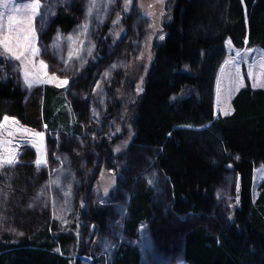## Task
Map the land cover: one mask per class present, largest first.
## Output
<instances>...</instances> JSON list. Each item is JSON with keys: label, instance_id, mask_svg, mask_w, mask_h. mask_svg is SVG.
<instances>
[{"label": "rangeland", "instance_id": "1", "mask_svg": "<svg viewBox=\"0 0 264 264\" xmlns=\"http://www.w3.org/2000/svg\"><path fill=\"white\" fill-rule=\"evenodd\" d=\"M29 2L32 0H15L17 7ZM40 2L39 14L27 22L35 30L32 42L39 49V55L29 56L27 62L32 86L25 83V67L20 61L0 55V67L14 76L27 99L36 93L41 100L44 87L54 88L70 113V129L50 131L44 124H23L9 115L0 120V124L5 118L8 120L0 128V141L10 142L0 144V159L17 158L14 166L0 168V243H4L5 237L28 236L44 221H50L74 232L72 248L84 252L74 257L79 264H113L122 245L139 250L140 264H187L179 232L165 245L156 243L150 222L140 224L135 238H127L123 232L129 183L137 176L155 193L154 214L159 213L160 220H167L166 214L171 210V186L156 168L155 159L143 150L131 152L128 148L135 136L132 109L143 91L154 58L153 44L165 37L161 24L168 21L174 0H94V7L93 0ZM60 11L75 19L68 32L53 26ZM12 15L15 17V12ZM8 24L6 16L0 18V25ZM225 47L226 57L216 76L215 116L230 111L227 102L241 82L248 81L246 76L254 88L264 84L260 75L264 71L261 68L264 49H238L229 39ZM65 80L67 84L61 83ZM75 104L80 108L75 110ZM39 119L42 120L41 108ZM74 127H79V131ZM9 132L14 135H8ZM33 133L42 134V140ZM37 149L40 157L46 159L39 168L35 163ZM117 157L123 158L121 168L116 164ZM142 162L145 166L140 165ZM22 174L30 179L32 188L25 191L26 199H17L14 183ZM262 181L264 166L257 164L253 188ZM234 185L233 176L228 175L215 193L217 216L222 214L226 220L237 202L232 194ZM98 209L106 211L101 229L94 220ZM166 222L172 224L170 220ZM159 224L165 226L163 221Z\"/></svg>", "mask_w": 264, "mask_h": 264}, {"label": "trees", "instance_id": "2", "mask_svg": "<svg viewBox=\"0 0 264 264\" xmlns=\"http://www.w3.org/2000/svg\"><path fill=\"white\" fill-rule=\"evenodd\" d=\"M174 2L163 25L165 37L153 44L154 58L132 109L135 136L128 148L148 153L167 178L171 210L166 215L172 224L154 214L155 193L137 176L129 183L124 235L135 238L140 224L150 222L158 245L175 239L177 232L182 235L187 264H264V181L257 198L252 193L254 168L264 166V90L252 89L246 81L231 102L232 113L214 115L216 76L226 57L225 41L231 40L238 49H264V0ZM74 24L75 19L62 11L53 21L64 32ZM3 68L0 120L9 115L23 124H44L50 131L70 129V113L54 88L44 87L41 100L36 93L27 99L14 76ZM115 161L121 168L123 158ZM228 175L235 180L232 194L237 202L226 220L222 214L217 216L215 193ZM26 176L22 174L14 183L17 199H26L25 191L32 188ZM105 216L102 209L94 213L100 229ZM74 241V232L44 221L28 236L5 237L0 243V264H79L74 257L84 252L72 248ZM113 264H140V252L122 245Z\"/></svg>", "mask_w": 264, "mask_h": 264}, {"label": "snow or ice", "instance_id": "3", "mask_svg": "<svg viewBox=\"0 0 264 264\" xmlns=\"http://www.w3.org/2000/svg\"><path fill=\"white\" fill-rule=\"evenodd\" d=\"M130 2V0H129ZM162 2V0H161ZM95 6V2L93 0L92 7ZM42 4L40 0H32V2L24 4L22 7H17L15 0H0V9H11V11H3L0 10V18L7 17L9 24L7 26L0 25V55H4L5 58L15 59L21 62V65L25 67V83L28 84L29 87L32 84L28 80L29 73L27 71V62L29 60V56H38L39 49L35 48L33 44V38L35 35L34 28H31L30 25L27 24L28 21L34 20L35 16L39 14V10L41 9ZM12 12H15L16 16L12 15ZM91 12V8L89 9V14ZM19 17V19H17ZM163 39V37H160ZM47 67L46 65L44 66ZM261 68L264 69V57L261 59ZM261 77H264V71L261 72ZM251 77V73H250ZM55 79V77H53ZM61 83L67 84V81H62ZM259 84V81H257ZM242 86V82H241ZM255 86V85H254ZM259 86L264 87V84H260ZM228 114V113H225ZM8 123L7 118L3 124H0V128H4ZM15 123V122H13ZM23 131V130H20ZM8 135H14L13 132L7 133ZM35 137H38L42 140V134L33 133ZM9 141H0V144H8ZM32 143V142H30ZM35 147V143H33ZM38 157L35 161L37 168L41 166V164L46 163V159H42L39 155V149H37ZM17 162L16 156L5 157L0 159V168L5 166H14Z\"/></svg>", "mask_w": 264, "mask_h": 264}, {"label": "crops", "instance_id": "4", "mask_svg": "<svg viewBox=\"0 0 264 264\" xmlns=\"http://www.w3.org/2000/svg\"><path fill=\"white\" fill-rule=\"evenodd\" d=\"M246 78L248 79V83H249V86L252 88V89H255V90H264V87H262V86H258V88H254L253 87V84H252V82H251V79L249 78V76H246ZM246 86V83L243 81V84H242V86H240L238 89H237V91L230 97V99L228 100V102H227V104H229V109H230V111L228 112V114H225V115H222V116H227V115H230L231 113H232V111H233V109H232V105H231V102H232V100H233V98L236 96V94L242 89V88H244ZM258 188H259V186L256 188V189H254L253 188V184H252V193L255 195H253L254 196V198H257V196H258Z\"/></svg>", "mask_w": 264, "mask_h": 264}, {"label": "bare ground", "instance_id": "5", "mask_svg": "<svg viewBox=\"0 0 264 264\" xmlns=\"http://www.w3.org/2000/svg\"><path fill=\"white\" fill-rule=\"evenodd\" d=\"M174 3H175V2H174ZM174 7H175V6H174ZM174 7H173V8H174ZM173 8H172V9H173ZM139 9H140V8H139ZM161 9H163V8H161ZM172 9H171V10H172ZM171 10H170V11H171ZM113 11H114V10H113ZM164 11H165V10H164ZM115 12H116V11H115ZM113 13H114V12H113ZM142 14H143V13H142ZM163 14H164V13H163ZM171 14H172V13L170 12V15H171ZM111 16H112V15H111ZM161 16L163 17V15H161ZM144 19H145V18H144ZM152 19H153V18H152ZM171 20H172V19H171ZM147 21H150V20H147ZM166 21H167V20H166ZM166 23H167V22H166ZM170 23H172V22L170 21ZM161 25L163 26V24H161ZM164 25H165V24H164ZM169 25H170V24H169ZM166 26H168V25H166ZM164 27H165V26H164ZM166 28L168 29L169 27H166ZM150 29H151V28H150ZM167 29H166V30H167ZM167 31H168V30H167ZM125 35H126V34H125ZM136 35H137V34H136ZM145 36H146V35H145ZM146 38H147V37H146ZM120 40H121V39H120ZM230 41H231V40H230ZM246 41H247V40H246ZM116 43H117V42H116ZM118 43H119V42H118ZM133 43H134V42H133ZM136 43H137V42H136ZM94 56H95V55H94ZM54 72H55V71H54ZM214 101H215V100H214ZM47 172H48V171H47ZM46 175H47V174H46Z\"/></svg>", "mask_w": 264, "mask_h": 264}]
</instances>
